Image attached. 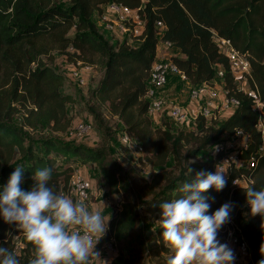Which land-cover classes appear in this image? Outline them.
<instances>
[{
	"label": "trees",
	"instance_id": "obj_1",
	"mask_svg": "<svg viewBox=\"0 0 264 264\" xmlns=\"http://www.w3.org/2000/svg\"><path fill=\"white\" fill-rule=\"evenodd\" d=\"M111 2L135 10L143 22L137 45H129L126 38L112 43L99 33L93 18ZM216 37L228 40L235 51L246 55L250 66L247 82L257 91L264 116V0H68L66 6L58 0H0V189L17 166L24 169L21 188L25 191L33 187L36 170L51 168L49 186L58 194H67L78 162L96 168L94 183L110 194L129 189L111 165L106 148L88 151L52 139L34 140L23 131L50 127L61 132L69 126L66 104L71 97L62 92L64 77L45 61L52 59L53 52L63 53L73 62L97 64L95 59L100 60L104 72L89 92L87 111L108 135L101 111L105 109L118 119L121 132L142 146L139 163L148 164L152 174L148 182L135 181L134 187L143 198L149 197L142 204L148 215L157 217L161 203L180 198L179 188L197 172H213L217 158L211 157L212 149L224 135L231 136L237 130L248 135L250 142L242 157L255 156L262 141L256 128L260 113L254 109L253 96L236 86L230 62L219 51ZM159 42L169 43L170 50L177 51L170 59L192 87L212 84L217 68L223 70L219 81L227 97L238 101L224 121L208 123L199 117L191 130H173L157 115L161 124L152 127L149 102L144 97ZM170 80L171 76L167 83ZM16 115L21 116L20 128L12 123ZM240 173L230 172L221 191L210 189L204 195L211 204L208 214L226 202L233 203L230 220L241 229L253 264H257L264 220L246 215L245 193L231 189V181ZM249 174L257 190L264 188V156ZM93 190L94 185L89 199ZM135 223L125 211L111 228L113 237L129 243ZM12 227L0 218V247L10 251ZM159 235L160 231L154 238V255L167 254L163 244L157 243ZM18 259L20 264H28L27 258Z\"/></svg>",
	"mask_w": 264,
	"mask_h": 264
},
{
	"label": "clouds",
	"instance_id": "obj_2",
	"mask_svg": "<svg viewBox=\"0 0 264 264\" xmlns=\"http://www.w3.org/2000/svg\"><path fill=\"white\" fill-rule=\"evenodd\" d=\"M23 173L22 167H15L0 189V218L21 232L31 246L28 264H88L90 256L99 258L94 249L106 234L109 218L90 211L83 200L54 192L49 186L51 168L36 170L28 191L21 188ZM226 183L218 168L199 171L179 188L180 198L160 204L157 243L167 250L166 264H234V250L217 239L234 205L226 202L208 214L211 204L204 195L210 189L221 191ZM242 190L248 215L264 220V188L257 190L253 182ZM259 255L257 264H264V237ZM0 264H20V260L7 247H0Z\"/></svg>",
	"mask_w": 264,
	"mask_h": 264
},
{
	"label": "built area",
	"instance_id": "obj_3",
	"mask_svg": "<svg viewBox=\"0 0 264 264\" xmlns=\"http://www.w3.org/2000/svg\"><path fill=\"white\" fill-rule=\"evenodd\" d=\"M102 14L98 15L107 32L116 31L126 38L127 43L135 46L140 42V35L143 31V22L139 19L135 10H132L124 5L118 3H108L102 7ZM161 29L162 24L157 23ZM160 33H158L159 35ZM219 47V51L225 55L231 66L232 72L235 71L240 77H243L246 82L250 78V66L246 55L239 54L235 51L228 40L222 38H215ZM160 43V42H159ZM166 48L171 49L169 43H163ZM69 51H72L70 48ZM94 70V65L82 62L80 60L74 61L71 77L78 84L84 83L83 75L90 74ZM169 76H177L181 81H187L184 74L171 61V59H156L153 62L147 83L145 99L149 102L148 114L150 117H156L161 113H166L169 118L180 125H193L199 117L205 119L208 123L222 121V115L219 110H234L238 105V101L233 97H227V91L223 88L219 81L223 76V70L218 67L216 76L212 84H201L195 87H190V100L195 101L196 110L192 113L190 110L179 105H167L157 97L158 91L161 90L167 83ZM234 78L235 75L233 74ZM236 80V79H235ZM217 81V84L214 82ZM247 90H242L245 93L252 95L255 101L254 109L260 113L257 130L260 131L262 141L257 148L256 155L250 158H243L242 155L248 147L250 137L240 130L234 132L233 135H224L218 142L215 143L212 149V158H217V162L213 167V172L218 168L224 172L225 177L232 171H241L231 181V189H246L247 186L253 183V177L249 174L253 171L259 159L264 156V129H263V114L261 112L262 105L258 100V93L254 89H250L249 84ZM93 128L88 121H79L74 127L67 130V136L76 139H82L91 134ZM120 144L129 150H134V162L138 165V169L143 177L149 175V170L146 165L139 163L138 157L142 155V146L136 143L127 133L122 132L119 136ZM92 183L86 177L80 175L75 171L69 181V193H62L74 200H83L86 204L89 200V192ZM81 193L84 195L82 196ZM218 233L221 237L217 239L221 243H227L235 252L234 264H253L250 247L244 238L239 226L230 220ZM9 238L11 240L12 252L15 255L19 254L25 249V244L22 243L23 234L18 232L14 227L9 231Z\"/></svg>",
	"mask_w": 264,
	"mask_h": 264
},
{
	"label": "rangeland",
	"instance_id": "obj_4",
	"mask_svg": "<svg viewBox=\"0 0 264 264\" xmlns=\"http://www.w3.org/2000/svg\"><path fill=\"white\" fill-rule=\"evenodd\" d=\"M58 3L66 6L68 0H58ZM93 20L98 26L99 33L104 38L112 43L123 41L124 37L117 35L118 33L116 31L107 32L104 30L98 15H96ZM51 58L52 59H45L46 63L52 66L56 72L62 74L64 77L62 92L71 97V102L66 104L69 126L66 130L61 132L52 131L50 127L41 130L25 129L23 131L28 134V138L34 140L52 139L56 143L68 144L88 151L106 148L111 165L119 170L124 182L127 184V188L129 187L126 192L110 194L107 189L98 187L94 183L97 175L96 168H90L89 165H84L81 162L75 165V167L80 170L77 171V173L88 178L90 182H92V185H94L92 196L87 203L88 209L90 211H100L105 219L109 218L106 234L96 244L94 249V251L99 252V258L90 256L88 264H105V262L106 264H114L115 261L117 262H115L116 264H166V253L162 252L154 255V250L157 247L154 238H156L160 231L157 230L158 224L156 221L159 220L160 214L156 215L157 218L154 217L155 215L150 216L145 212L142 204L146 203L149 197L143 198L141 194L136 192L137 188L134 187V182L137 180H143L144 182L149 181L152 174L151 168L148 164H145L149 170V175L147 177L141 175L138 165L134 162V150H129L120 144L119 136L122 133L121 129H123V127L116 117H111L105 109L101 110L105 122L104 127L110 132V134L107 135L104 129H101L93 116L87 111L89 92L97 86L104 72L100 60L97 58L95 59L97 64H92L94 65V70L90 74L83 75L84 83L80 85L71 77L74 66L73 60L63 53L57 52L51 53ZM85 63H89L88 60ZM233 74L235 75L236 86L240 90H247L248 82L235 73V71ZM176 81L177 95L175 98L178 99L172 100V103L173 105L183 106L190 110L188 104L190 101L189 94L191 85L188 81H181L179 78H177ZM160 116L168 122V125L173 130L187 131L193 128L191 124L180 125L174 122L166 113H161ZM150 118L152 127L154 129L158 128L161 124L160 117L156 116ZM79 121H88L91 124L93 128L91 134L82 139L68 137L67 130L74 127ZM12 123L17 128H20L21 116L16 115ZM198 160L200 159L198 158ZM124 206H129V208H125ZM125 211L127 216L133 217L136 221L134 225L135 228L130 235L131 240H128L129 243L126 241H117L113 237V232L111 230L115 222L122 217ZM243 211L248 215L249 208L247 205ZM147 224H150L149 228H146ZM152 225L155 227L157 226V228H154L155 230L152 229ZM21 241L25 244V249L16 256L20 259L25 257L29 260L31 246L27 245L24 237Z\"/></svg>",
	"mask_w": 264,
	"mask_h": 264
},
{
	"label": "crops",
	"instance_id": "obj_5",
	"mask_svg": "<svg viewBox=\"0 0 264 264\" xmlns=\"http://www.w3.org/2000/svg\"><path fill=\"white\" fill-rule=\"evenodd\" d=\"M172 53L177 54V51L174 52L173 50L166 48V46L162 42L157 44L156 54H155L156 59H169ZM171 80H170L171 82L169 81L161 90L158 91V95H157L158 96L157 98L159 100H162L167 105H173L172 100L174 101L178 99L175 98L177 95V86H176L177 77L171 76ZM214 84H217V81L214 82ZM188 106L190 107V111L194 113L196 110L195 101L190 100ZM231 112L232 110L230 109L219 110L220 115L223 116L222 121H224L230 115ZM75 171H80V170L77 167H75Z\"/></svg>",
	"mask_w": 264,
	"mask_h": 264
}]
</instances>
